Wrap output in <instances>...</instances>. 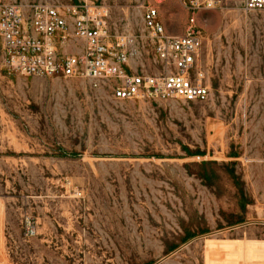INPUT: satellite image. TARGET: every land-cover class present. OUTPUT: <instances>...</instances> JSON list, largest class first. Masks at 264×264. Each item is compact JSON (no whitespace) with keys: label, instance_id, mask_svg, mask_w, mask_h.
Segmentation results:
<instances>
[{"label":"rangeland","instance_id":"rangeland-1","mask_svg":"<svg viewBox=\"0 0 264 264\" xmlns=\"http://www.w3.org/2000/svg\"><path fill=\"white\" fill-rule=\"evenodd\" d=\"M147 1L185 32L180 0ZM104 2L140 32L143 0ZM198 25L204 102L118 100L0 60V264H264V10L231 0Z\"/></svg>","mask_w":264,"mask_h":264},{"label":"built area","instance_id":"built-area-1","mask_svg":"<svg viewBox=\"0 0 264 264\" xmlns=\"http://www.w3.org/2000/svg\"><path fill=\"white\" fill-rule=\"evenodd\" d=\"M104 1H0L2 64L23 76L86 79L118 100L211 98L212 78L200 61L206 34L198 16L231 0H180L189 14L182 34L168 33L158 3L147 0L140 32L115 31ZM233 1L244 12L264 10V0ZM25 230L36 234L31 221Z\"/></svg>","mask_w":264,"mask_h":264},{"label":"crops","instance_id":"crops-1","mask_svg":"<svg viewBox=\"0 0 264 264\" xmlns=\"http://www.w3.org/2000/svg\"><path fill=\"white\" fill-rule=\"evenodd\" d=\"M200 61H201V64H203V65L208 69V72L210 73L211 78H212V75H213V73H212V68H211L209 65H207V64L205 63L204 58H203V52H202V55H201Z\"/></svg>","mask_w":264,"mask_h":264}]
</instances>
